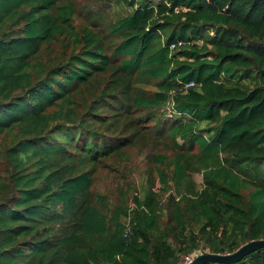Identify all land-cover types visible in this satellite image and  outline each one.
Listing matches in <instances>:
<instances>
[{
    "label": "trees",
    "instance_id": "1",
    "mask_svg": "<svg viewBox=\"0 0 264 264\" xmlns=\"http://www.w3.org/2000/svg\"><path fill=\"white\" fill-rule=\"evenodd\" d=\"M79 5L0 0V264H179L264 240V0ZM161 144L146 187L92 191Z\"/></svg>",
    "mask_w": 264,
    "mask_h": 264
},
{
    "label": "rangeland",
    "instance_id": "2",
    "mask_svg": "<svg viewBox=\"0 0 264 264\" xmlns=\"http://www.w3.org/2000/svg\"><path fill=\"white\" fill-rule=\"evenodd\" d=\"M88 0H76L79 6ZM126 157L119 158L123 161L115 165V170H111L108 166L98 169L93 183L92 191L94 193H106L112 200L119 192L124 193L129 186L139 191L142 187H146L149 181L155 177V168L150 162L149 157L152 154L171 155V150L165 145H146L139 149H129ZM113 165V164H112ZM197 188L202 186V176L199 173L191 174ZM156 178V177H155ZM159 185L155 180L154 189H158Z\"/></svg>",
    "mask_w": 264,
    "mask_h": 264
},
{
    "label": "water",
    "instance_id": "3",
    "mask_svg": "<svg viewBox=\"0 0 264 264\" xmlns=\"http://www.w3.org/2000/svg\"><path fill=\"white\" fill-rule=\"evenodd\" d=\"M264 249V240L250 241L234 253L231 254H200L189 263V264H235L240 262L244 257Z\"/></svg>",
    "mask_w": 264,
    "mask_h": 264
},
{
    "label": "built area",
    "instance_id": "4",
    "mask_svg": "<svg viewBox=\"0 0 264 264\" xmlns=\"http://www.w3.org/2000/svg\"><path fill=\"white\" fill-rule=\"evenodd\" d=\"M181 42H176V43H173L171 46H170V50H174L176 49V47H179L181 46ZM193 86V83H189L187 84L186 86H184L183 88L184 89H187V88H190ZM166 111H167V115L168 116H173L175 114V112L173 111V108H172V104L171 103H168L167 106H166ZM194 259L193 256L191 255H187V256H183L179 262V264H189L192 260Z\"/></svg>",
    "mask_w": 264,
    "mask_h": 264
}]
</instances>
